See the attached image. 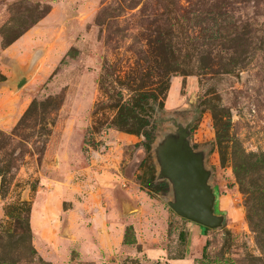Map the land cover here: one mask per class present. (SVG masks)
Wrapping results in <instances>:
<instances>
[{"label":"rangeland","instance_id":"obj_1","mask_svg":"<svg viewBox=\"0 0 264 264\" xmlns=\"http://www.w3.org/2000/svg\"><path fill=\"white\" fill-rule=\"evenodd\" d=\"M0 73V264H264V0H0Z\"/></svg>","mask_w":264,"mask_h":264},{"label":"water","instance_id":"obj_2","mask_svg":"<svg viewBox=\"0 0 264 264\" xmlns=\"http://www.w3.org/2000/svg\"><path fill=\"white\" fill-rule=\"evenodd\" d=\"M25 82L23 76L19 77L17 88ZM181 145L182 142L168 144L159 154L162 173L171 180L175 190L176 201L170 206L182 218L204 227H215L219 218L210 209L212 195L205 184L206 175L201 163L192 154L183 153Z\"/></svg>","mask_w":264,"mask_h":264},{"label":"trees","instance_id":"obj_3","mask_svg":"<svg viewBox=\"0 0 264 264\" xmlns=\"http://www.w3.org/2000/svg\"><path fill=\"white\" fill-rule=\"evenodd\" d=\"M35 24H36V22H34V23L30 24L29 26H27L26 28H24L22 34H23L24 32H26L27 30L31 29ZM4 80H5V76H4L3 74L0 73V82H2V81H4ZM27 111H28V109L23 113V115H22L21 118L19 119V122H20V120L26 115ZM135 118H137V117H135ZM137 121H140V118H137ZM142 121H143V122H146L145 119H142ZM125 125H130V126H132V124H128V123H126ZM139 125H140L141 127H145L147 124H145V123H139ZM126 131H127V132H130L131 130L127 129ZM144 137H145V139L148 141V143H147L146 145H147V147H148V149H149V146H150V143H151V137H150V134H148V133L146 132V134H145ZM160 185H162L163 188L166 189L167 186H168V183L166 182V180H163L162 182H160Z\"/></svg>","mask_w":264,"mask_h":264},{"label":"crops","instance_id":"obj_4","mask_svg":"<svg viewBox=\"0 0 264 264\" xmlns=\"http://www.w3.org/2000/svg\"><path fill=\"white\" fill-rule=\"evenodd\" d=\"M19 77H21V76H19ZM19 77H18V78H19ZM18 78H17L16 81H15L16 83H17ZM15 87L17 88V86H15ZM17 89H19V88H17ZM20 117H21V116H19V119H20ZM19 119H18V120H19ZM0 127L2 128V130H7L6 128H4V126H1V125H0ZM171 263H172V264H181L182 261H181V260H172Z\"/></svg>","mask_w":264,"mask_h":264}]
</instances>
